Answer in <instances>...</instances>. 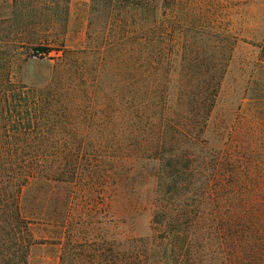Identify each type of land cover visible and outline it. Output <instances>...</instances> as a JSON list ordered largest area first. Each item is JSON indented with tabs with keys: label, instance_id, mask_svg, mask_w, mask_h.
Listing matches in <instances>:
<instances>
[{
	"label": "rangeland",
	"instance_id": "374dc122",
	"mask_svg": "<svg viewBox=\"0 0 264 264\" xmlns=\"http://www.w3.org/2000/svg\"><path fill=\"white\" fill-rule=\"evenodd\" d=\"M146 31L156 39V56L128 61L122 54L121 35L133 33L137 44ZM106 43L121 48L103 59L98 48ZM45 46L52 48L49 54L36 53L37 47ZM3 48L9 52L3 63L12 74L11 81L0 80V90L72 93L76 116L69 129L74 127L75 135L64 128L66 116L59 111L51 124L63 123L62 129L50 139L76 145L123 140L120 119L114 121L104 110L108 99L124 93L123 82L129 78L160 83L220 80L204 139L217 152L224 149V158L255 167L254 178L258 170L264 171V0H0V53ZM87 48L94 50L74 59L70 72L58 65L65 49ZM94 102L98 105L93 108ZM43 123L50 127L47 120ZM122 152L112 149L108 155L118 159ZM87 153L90 159H101L96 151ZM137 163L133 184L120 186L114 197L109 183L85 191L63 186L53 193L47 186L40 204L48 217L32 227L36 244L30 264H60L64 255V264L70 255L75 264H111L114 239L123 243L127 237L150 236L149 202L154 197L148 175L141 172L150 175L154 167L147 161ZM257 180L261 191L263 181ZM66 196L72 198L70 219L56 221L53 207L61 208ZM56 197L61 198L59 204ZM185 203L191 206L192 198Z\"/></svg>",
	"mask_w": 264,
	"mask_h": 264
},
{
	"label": "trees",
	"instance_id": "16d2710c",
	"mask_svg": "<svg viewBox=\"0 0 264 264\" xmlns=\"http://www.w3.org/2000/svg\"><path fill=\"white\" fill-rule=\"evenodd\" d=\"M123 34L122 54L128 61L156 56L153 33L146 31L137 44L133 33ZM129 44L136 45L128 48ZM119 48L106 43L98 49L106 59ZM6 50L0 53V80L11 81V70L3 63L9 55ZM35 50L46 55L52 48ZM93 50L65 49L58 65L70 72L74 59ZM220 87V80L127 79L124 93L108 99L104 110L114 121L120 119L124 130L121 142L108 145L50 139L62 129L63 123L51 124L59 111L66 116L64 128L75 135L74 127L69 129L76 116L72 93H33L21 87L0 90V264H30L36 244L32 227L48 217L40 204L47 186L53 187V193L63 186L85 191L109 183L114 197L120 186L133 182L140 161L154 167L150 175L141 172L148 175L154 197L149 202L152 233L139 239L127 237L123 243L114 239L111 264H202L200 257L203 264H264V189L257 190V178L264 186V171L258 170L254 178L255 167L224 158V149L219 153L204 139ZM45 120L50 127H45ZM109 149L122 150V156L108 155ZM88 150L100 153L101 159H90ZM191 198L190 206L185 202ZM54 200L59 204L61 198ZM71 201L66 196L61 208L54 205V220L70 219ZM74 237L70 229L69 240ZM71 256L67 263L75 264ZM64 263L65 255L60 264Z\"/></svg>",
	"mask_w": 264,
	"mask_h": 264
}]
</instances>
